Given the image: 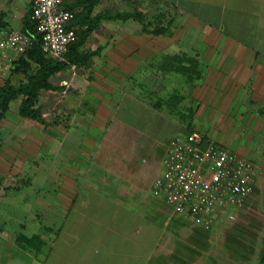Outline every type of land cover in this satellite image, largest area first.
<instances>
[{
  "label": "crops",
  "instance_id": "crops-1",
  "mask_svg": "<svg viewBox=\"0 0 264 264\" xmlns=\"http://www.w3.org/2000/svg\"><path fill=\"white\" fill-rule=\"evenodd\" d=\"M161 8L172 11L171 21L155 22ZM135 13L144 25L133 17L102 19L87 37L99 39L103 31L106 52L95 63L104 66L102 85L114 81L115 88L102 86L99 99L88 90L89 111L71 108V152L62 153L71 168L56 171L54 185L40 195L41 217L51 224L55 217V235L48 241L42 234L30 264H234L239 253L210 248L214 233L176 217L153 195L170 142L185 135L179 131L185 125L133 88L147 78L151 61L165 62L163 52L189 54L200 66L197 99L206 114V124L191 131L228 149L220 131L226 121L234 136L247 135L244 129L248 138L263 135L264 0H96L90 19ZM116 120L119 134L107 135ZM170 225L181 227L182 247L166 251L164 243L174 239L167 236ZM263 256L264 250L258 261Z\"/></svg>",
  "mask_w": 264,
  "mask_h": 264
},
{
  "label": "rangeland",
  "instance_id": "rangeland-1",
  "mask_svg": "<svg viewBox=\"0 0 264 264\" xmlns=\"http://www.w3.org/2000/svg\"><path fill=\"white\" fill-rule=\"evenodd\" d=\"M30 2L0 0V37L7 31H15L29 38L23 51H7V67L0 72V86L26 84L40 68L31 59L36 41L29 14ZM76 7L74 11L80 23L83 12ZM171 13L170 9L161 8L163 17H156L155 22L171 21ZM134 15L141 16L140 13ZM103 36L102 31L99 39L87 38L78 47L80 55L90 56L86 63L72 64L67 58L63 69L49 75L54 88L38 91L33 106L40 115L38 118L21 114L22 96L10 101L8 110L0 118V264H30L42 244V234L48 235V241L55 235V217L52 224L50 217H41L40 195L47 194L44 193L46 185H54L56 171L71 168V161L62 159L63 152H71V108L81 105L89 111L94 107L85 101L88 90L92 97L99 99L102 86L111 84L115 88L114 81L102 85L104 66L95 63L106 52L101 44ZM163 55L165 62L158 63L156 58L151 61L146 70L149 75L139 82L140 88L135 85L133 89L137 92L144 89L138 93L145 91L150 103L183 123L185 126L179 131L188 134L198 128L197 125L206 124V114H200L197 99L202 77L200 66L189 54L171 55L165 51ZM115 100V97L109 98V104L115 105ZM115 123L117 128H110L107 135H112L113 131L117 132L115 136L119 134L117 120ZM229 125L230 121L224 122L221 127L227 128L220 131L230 149L246 155L257 166L252 194L241 205L220 210L210 227L204 221L173 212L176 217L188 218L193 225L214 233L217 241L211 242L210 248L238 250L230 259L231 263L256 264L264 250V132L248 138V130L244 129L241 133L244 131L247 135L234 136L231 133L237 130ZM62 141L67 148L61 145ZM238 146L244 147L243 150H238ZM180 228L169 226L167 236L174 239L169 244L164 243L166 251L182 247L177 241L183 234Z\"/></svg>",
  "mask_w": 264,
  "mask_h": 264
},
{
  "label": "built area",
  "instance_id": "built-area-1",
  "mask_svg": "<svg viewBox=\"0 0 264 264\" xmlns=\"http://www.w3.org/2000/svg\"><path fill=\"white\" fill-rule=\"evenodd\" d=\"M67 3L30 2L41 50L55 61H65L70 46L78 40V29L73 24L76 14ZM28 39L15 31L0 37V72L7 67V51H23ZM256 177L257 167L251 160L193 130L171 140L152 192L174 212L204 221L210 227L220 210L241 205L252 194ZM257 264H264V256Z\"/></svg>",
  "mask_w": 264,
  "mask_h": 264
},
{
  "label": "trees",
  "instance_id": "trees-1",
  "mask_svg": "<svg viewBox=\"0 0 264 264\" xmlns=\"http://www.w3.org/2000/svg\"><path fill=\"white\" fill-rule=\"evenodd\" d=\"M96 0H77L75 3H77L76 6H82L83 7V13L81 14V20L79 23V16L75 17V20L73 24L80 29L78 30V40L72 44L69 48V52L67 53L66 59L68 58V61L72 64H84L86 63L90 56L88 55H80L78 52V47L82 45L87 37L92 33V31L95 29L97 23L102 19H129V18H135L139 22L143 24V19L140 15H134V14H122V15H99L94 19H90V12L92 9V4ZM74 3L69 2L67 3V6L75 10L77 7L73 6ZM29 14L31 17V11L29 10ZM144 25V24H143ZM32 26L34 28L35 33V24L32 22ZM35 45L33 49V53L31 56V59L35 61L39 66V70L37 71L36 75L33 76L30 81L26 84L20 85L18 87H14L11 85H3L0 86V118L2 117L3 113L6 112L9 108V103L14 98L23 97L22 105L20 112L22 115L36 119L40 115L37 110L33 109L35 100L37 98V94L39 90H52L54 87L49 82V75L53 74L55 72L60 71L65 66L64 61H55L51 60L46 57V55L42 52L40 41H38V38L35 33Z\"/></svg>",
  "mask_w": 264,
  "mask_h": 264
}]
</instances>
